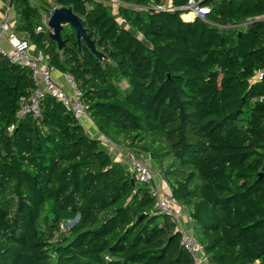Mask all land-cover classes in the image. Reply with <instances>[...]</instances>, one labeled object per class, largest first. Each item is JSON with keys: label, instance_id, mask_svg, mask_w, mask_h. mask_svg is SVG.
Listing matches in <instances>:
<instances>
[{"label": "trees", "instance_id": "1", "mask_svg": "<svg viewBox=\"0 0 264 264\" xmlns=\"http://www.w3.org/2000/svg\"><path fill=\"white\" fill-rule=\"evenodd\" d=\"M117 1L118 16L103 0H14L15 31L75 79L103 136L150 154L211 264H264V0H203L207 22ZM56 7L107 60L70 25L62 50L37 31ZM35 91L0 54V264H194L149 189L63 103L46 95L39 117L19 116Z\"/></svg>", "mask_w": 264, "mask_h": 264}, {"label": "built area", "instance_id": "2", "mask_svg": "<svg viewBox=\"0 0 264 264\" xmlns=\"http://www.w3.org/2000/svg\"><path fill=\"white\" fill-rule=\"evenodd\" d=\"M119 6L117 0H111ZM203 0H188L187 4L181 7L174 8L173 6L156 5L155 10L167 11L176 10L183 13V16H191L190 18H199L207 22V16L211 10L208 6L202 4ZM49 15L42 14L41 24L37 27V31H51L49 27ZM124 22V20H121ZM7 40L10 44V49L6 50L1 47V41ZM0 54L6 56L10 62L21 65L32 71V78L36 91L31 100L25 97L21 98L20 114L25 117L32 115L40 116V102L46 95H50L56 101L63 103L83 125L89 119L88 110L85 106L82 96L83 93L79 89L77 82L70 75H65L64 79L68 85V90L65 89L63 83H58L53 79V68L47 62V59L41 51L33 52L32 44L24 37L19 36L14 29L10 27L8 22L0 24ZM264 70L258 73L257 78L263 79ZM264 99V98H263ZM150 160V154H147ZM131 173L140 186H146L154 199V210L158 214L169 216L176 223L177 229L181 233V245L185 251L191 256L194 264H211L204 246L197 238L189 231L181 226V211L182 207L178 204L171 193H165L161 190L157 183V172L144 160L131 158ZM136 190H134V194Z\"/></svg>", "mask_w": 264, "mask_h": 264}, {"label": "crops", "instance_id": "3", "mask_svg": "<svg viewBox=\"0 0 264 264\" xmlns=\"http://www.w3.org/2000/svg\"><path fill=\"white\" fill-rule=\"evenodd\" d=\"M103 1L106 4L112 6L114 8V14L118 16V5L111 0H103ZM10 3L11 0H0V24L3 22H8L10 24V27L15 30L16 15L14 10V3L13 6H11ZM165 5L172 7V0H165ZM50 12L51 11L43 12L42 14H48L50 16ZM1 47L3 49L8 50L10 49V44L8 43L7 40L5 41L3 40L1 41ZM32 49L33 52L35 53L39 51L33 45H32ZM64 77H65L64 74L60 73L59 71L53 70V79L58 83H63L65 89L68 90V85L66 84ZM83 127L86 133L90 137L100 142L102 148L111 155L113 160L117 162H121L128 170H130V172H131L130 157L144 160L157 172V183L161 188V190L165 193H171V190L168 184L166 183L165 179L163 178L158 168V165L152 159L149 160L147 158V154H144L137 150H128L117 147L108 138H106L99 132V130L97 129V127L94 125V123L91 121L90 118L84 122ZM181 226L183 229L192 233V225H191L190 217L184 209H182L181 211Z\"/></svg>", "mask_w": 264, "mask_h": 264}, {"label": "water", "instance_id": "4", "mask_svg": "<svg viewBox=\"0 0 264 264\" xmlns=\"http://www.w3.org/2000/svg\"><path fill=\"white\" fill-rule=\"evenodd\" d=\"M14 0H11L10 5L13 6ZM49 27L50 37L57 42L59 50H62L66 45L65 40L62 38V31L65 26H71L75 29L77 43L81 47L82 42H84L90 51L97 56L101 61L107 60L108 58L100 52L95 46V42L87 35L81 18L76 15L71 8H60L56 7L50 12L49 17ZM77 219H75L71 224H73Z\"/></svg>", "mask_w": 264, "mask_h": 264}, {"label": "rangeland", "instance_id": "5", "mask_svg": "<svg viewBox=\"0 0 264 264\" xmlns=\"http://www.w3.org/2000/svg\"><path fill=\"white\" fill-rule=\"evenodd\" d=\"M183 17H184V16H183ZM185 19H188V18L185 17ZM120 85H121V87H123V88L126 87V84H125L124 82H121ZM70 224H71V223L69 222V223L66 224V226H70Z\"/></svg>", "mask_w": 264, "mask_h": 264}, {"label": "bare ground", "instance_id": "6", "mask_svg": "<svg viewBox=\"0 0 264 264\" xmlns=\"http://www.w3.org/2000/svg\"><path fill=\"white\" fill-rule=\"evenodd\" d=\"M185 17L189 19L191 16H185Z\"/></svg>", "mask_w": 264, "mask_h": 264}]
</instances>
